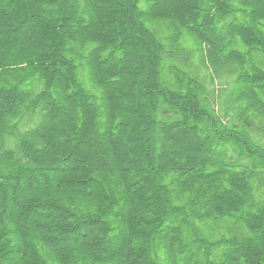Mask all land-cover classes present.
I'll return each mask as SVG.
<instances>
[{"label": "trees", "instance_id": "trees-1", "mask_svg": "<svg viewBox=\"0 0 264 264\" xmlns=\"http://www.w3.org/2000/svg\"><path fill=\"white\" fill-rule=\"evenodd\" d=\"M0 264H264V0H0Z\"/></svg>", "mask_w": 264, "mask_h": 264}]
</instances>
